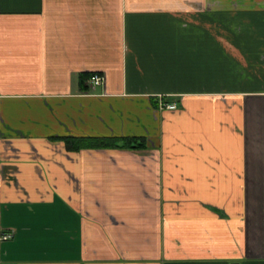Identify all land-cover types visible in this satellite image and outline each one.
I'll list each match as a JSON object with an SVG mask.
<instances>
[{"label": "crops", "instance_id": "crops-1", "mask_svg": "<svg viewBox=\"0 0 264 264\" xmlns=\"http://www.w3.org/2000/svg\"><path fill=\"white\" fill-rule=\"evenodd\" d=\"M0 264H264V0H0Z\"/></svg>", "mask_w": 264, "mask_h": 264}, {"label": "trees", "instance_id": "trees-1", "mask_svg": "<svg viewBox=\"0 0 264 264\" xmlns=\"http://www.w3.org/2000/svg\"><path fill=\"white\" fill-rule=\"evenodd\" d=\"M118 139H113V138H108V139H102V146H118L117 144ZM120 141L123 142L124 147L128 148H134V149H140L144 148L146 146V141L145 138L143 137H124L122 139H119V144Z\"/></svg>", "mask_w": 264, "mask_h": 264}, {"label": "built area", "instance_id": "built-area-1", "mask_svg": "<svg viewBox=\"0 0 264 264\" xmlns=\"http://www.w3.org/2000/svg\"><path fill=\"white\" fill-rule=\"evenodd\" d=\"M105 82V77L101 74L95 73L94 75L91 76L90 78V83L92 87H97V86H102ZM162 108L166 109H176L177 104L175 102L167 103V102H161ZM13 236L12 232H7L4 233L1 238L3 239H8Z\"/></svg>", "mask_w": 264, "mask_h": 264}]
</instances>
